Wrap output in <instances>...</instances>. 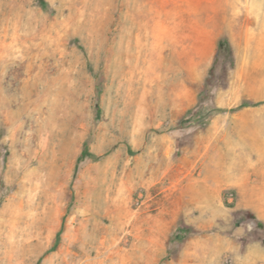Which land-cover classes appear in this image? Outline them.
<instances>
[{"label": "rangeland", "instance_id": "1", "mask_svg": "<svg viewBox=\"0 0 264 264\" xmlns=\"http://www.w3.org/2000/svg\"><path fill=\"white\" fill-rule=\"evenodd\" d=\"M48 2L0 0V264H264V2Z\"/></svg>", "mask_w": 264, "mask_h": 264}, {"label": "trees", "instance_id": "2", "mask_svg": "<svg viewBox=\"0 0 264 264\" xmlns=\"http://www.w3.org/2000/svg\"><path fill=\"white\" fill-rule=\"evenodd\" d=\"M38 5L44 9L49 10L50 9V3L48 0H37ZM216 61L219 60V58H223V62H214L212 67L209 70V74L206 78V83L204 89L200 92L199 95V101L201 102L205 95H208L210 93L209 88V82L211 80V76H213L214 72L216 71V68L219 63H222V70L224 73H226L230 68H234L235 66V52L233 44L230 40V38L226 35L219 38L218 41V49H217V55H216ZM198 102V103H200ZM250 102H243L239 107L250 105ZM203 106H199V109H202ZM83 154L91 155L87 145L84 148Z\"/></svg>", "mask_w": 264, "mask_h": 264}, {"label": "crops", "instance_id": "3", "mask_svg": "<svg viewBox=\"0 0 264 264\" xmlns=\"http://www.w3.org/2000/svg\"><path fill=\"white\" fill-rule=\"evenodd\" d=\"M234 1L242 2V3H248V0H234ZM254 1H261V0H254ZM262 1L264 2V0H262ZM255 31L257 32L258 30L256 29Z\"/></svg>", "mask_w": 264, "mask_h": 264}, {"label": "bare ground", "instance_id": "4", "mask_svg": "<svg viewBox=\"0 0 264 264\" xmlns=\"http://www.w3.org/2000/svg\"><path fill=\"white\" fill-rule=\"evenodd\" d=\"M19 70V69H18ZM19 75V74H18Z\"/></svg>", "mask_w": 264, "mask_h": 264}]
</instances>
